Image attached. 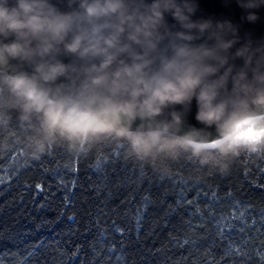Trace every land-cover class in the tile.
<instances>
[{"label": "clouds", "instance_id": "9594fccd", "mask_svg": "<svg viewBox=\"0 0 264 264\" xmlns=\"http://www.w3.org/2000/svg\"><path fill=\"white\" fill-rule=\"evenodd\" d=\"M0 0V158L109 141L161 176L264 154V0ZM195 108L194 119L190 117Z\"/></svg>", "mask_w": 264, "mask_h": 264}, {"label": "trees", "instance_id": "16d2710c", "mask_svg": "<svg viewBox=\"0 0 264 264\" xmlns=\"http://www.w3.org/2000/svg\"><path fill=\"white\" fill-rule=\"evenodd\" d=\"M170 169L119 141L0 158V264H264V154Z\"/></svg>", "mask_w": 264, "mask_h": 264}, {"label": "water", "instance_id": "95a60500", "mask_svg": "<svg viewBox=\"0 0 264 264\" xmlns=\"http://www.w3.org/2000/svg\"><path fill=\"white\" fill-rule=\"evenodd\" d=\"M200 3L202 9L207 14L226 15L231 17L232 19H238L240 16V11L235 6L227 9L223 8L221 0H200ZM260 14L262 17H264V11H262ZM245 28L253 31L257 36L264 34V20L255 25H245ZM194 116L195 108H193V113L190 119L193 124H196Z\"/></svg>", "mask_w": 264, "mask_h": 264}]
</instances>
